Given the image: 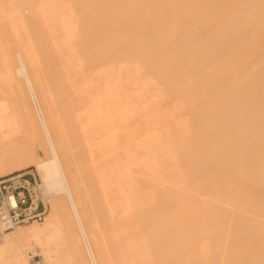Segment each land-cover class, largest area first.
I'll use <instances>...</instances> for the list:
<instances>
[{"label":"bare ground","instance_id":"6f19581e","mask_svg":"<svg viewBox=\"0 0 264 264\" xmlns=\"http://www.w3.org/2000/svg\"><path fill=\"white\" fill-rule=\"evenodd\" d=\"M50 211L0 264H264V0H0V177Z\"/></svg>","mask_w":264,"mask_h":264},{"label":"built area","instance_id":"2783aa9c","mask_svg":"<svg viewBox=\"0 0 264 264\" xmlns=\"http://www.w3.org/2000/svg\"><path fill=\"white\" fill-rule=\"evenodd\" d=\"M48 211L49 204L36 174L20 171L0 177V234L41 223Z\"/></svg>","mask_w":264,"mask_h":264},{"label":"rangeland","instance_id":"374dc122","mask_svg":"<svg viewBox=\"0 0 264 264\" xmlns=\"http://www.w3.org/2000/svg\"><path fill=\"white\" fill-rule=\"evenodd\" d=\"M20 171L22 173H27V174L33 173V174H36L39 178H41L40 175L38 174V171L36 170L35 167H30V168H26V169H23V170H18V171H15V172H20ZM41 182H42V180H41ZM47 203L49 204L48 201H47ZM49 211H50V206H49ZM49 211H48V213H49Z\"/></svg>","mask_w":264,"mask_h":264}]
</instances>
